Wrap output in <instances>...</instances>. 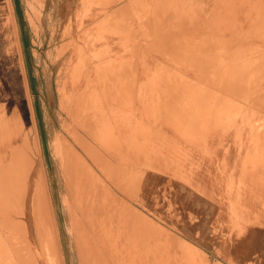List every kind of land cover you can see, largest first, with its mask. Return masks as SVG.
Wrapping results in <instances>:
<instances>
[{
  "label": "bare ground",
  "instance_id": "6f19581e",
  "mask_svg": "<svg viewBox=\"0 0 264 264\" xmlns=\"http://www.w3.org/2000/svg\"><path fill=\"white\" fill-rule=\"evenodd\" d=\"M258 4L254 0H218L200 41H195L193 36L185 38L183 31L187 25L175 22V19L173 22L160 21L156 14L153 19L150 16L142 19L140 36L138 32L134 37L137 51L136 47L133 49L134 46L131 49L133 56L141 60L138 66L133 60L126 59L127 55L120 61H104L105 54L100 52L96 59L92 53L87 62L84 60L87 45L81 46L71 57L72 62V59H77L79 63L75 65V78L70 86V82L65 84L70 87V92L66 91V96H59L60 105L72 122L71 127L67 124L64 126L95 162L106 173L109 172L120 190L128 192L132 187L131 178L127 177L126 162L130 161L132 150L136 151L141 162L171 163L175 164L174 168H179L188 157L194 155L193 150L198 145L210 139L216 129L223 132L228 127L247 128V123H253L247 119L251 120V116H248L254 110H251L252 106L259 111L255 112L262 114L264 13L256 8ZM30 7L33 8L32 2ZM29 17L33 19L31 12ZM190 24H193L192 21ZM170 27L176 31L170 30ZM113 32L117 33L115 30ZM145 41L153 44L151 48H142ZM148 59L153 64H147ZM136 67L139 69L135 71ZM66 68L65 75L68 76L70 65ZM139 100L143 109L137 106ZM220 100L224 101L221 109L218 107ZM235 101L244 102L239 113L234 110ZM27 105L30 119L35 121L30 96ZM234 111L238 120L229 126L223 118H218L219 114L228 116ZM146 117L152 120L143 123ZM257 128L254 126L253 131ZM33 132L27 128L21 116L15 112L10 115L5 106L0 105V157L4 162L0 180L4 179L2 176L22 172L21 206H25L31 190L38 239L41 242L39 225L43 224L50 231V246L41 243L39 249L33 246L28 239L27 224L21 219L23 211L19 218L24 231L23 236H18L24 238L25 247H20L19 242L14 240L17 237L15 233L9 230L5 234L1 232L0 264H40L39 258L46 261L54 259L59 264L65 261L45 169L37 168L35 148L39 150V138L36 135L33 141ZM52 148L73 194L72 197L66 195L64 201L72 216L81 264H210L204 252L194 244L177 240L169 234L165 239L166 235L164 237L161 231L154 233L155 224L142 219L111 185L102 181L83 157L84 154L80 155L67 138L56 135ZM102 149L108 150L115 160L121 158L122 165L116 166L113 158L109 160ZM8 210L9 206L1 208L0 217L10 215ZM11 216L6 218L9 220ZM151 238L157 242L154 244L155 240Z\"/></svg>",
  "mask_w": 264,
  "mask_h": 264
},
{
  "label": "rangeland",
  "instance_id": "374dc122",
  "mask_svg": "<svg viewBox=\"0 0 264 264\" xmlns=\"http://www.w3.org/2000/svg\"><path fill=\"white\" fill-rule=\"evenodd\" d=\"M55 9L53 0H0V105L5 106L10 115L15 112L23 118L27 128L34 131L33 141L36 135L39 138V150L35 148L37 168L45 169L47 176L64 264H81L82 258L72 226V216L64 201L66 195L72 197L73 194L70 193L71 187L65 181L60 161L52 148L56 135L67 138L80 155L84 154L83 157L97 171L102 181L111 185L118 196L136 210L142 219L146 218L151 225L155 224L154 233L161 231L164 237L166 235L165 239L169 234L178 238L177 240L194 244L204 252L210 264H264V111L262 114L257 113L255 111L258 110L252 106L251 110L254 109L252 112L255 113L252 115L250 111L248 117L251 116V120L247 118L252 124L247 123L249 126L243 129H239L240 126L228 127L226 131L229 129V132L222 133V137L218 138V150L214 157L206 163L196 153L188 157L179 168H174L175 164L164 162L147 164L141 162L136 151L132 150L130 161H126L127 177L131 178L132 187L128 192L122 191L109 172L106 173L83 145L66 130V126L71 127L72 122L67 111L60 105V97L66 96V91L70 92V87L65 84L70 82V86L71 80L75 78L73 72L79 60L71 61L73 37L71 33L66 35L68 30L64 28L62 20L56 21ZM30 12L34 20L28 18ZM142 21L140 19L134 23L140 26ZM90 37L87 36L85 42L96 41L99 36L95 33ZM99 52H92L95 59ZM92 53H85L84 60L89 62ZM133 63L138 66L140 58L133 60ZM65 65H70L71 68L68 76L65 75ZM136 69L139 68L136 67L135 71ZM28 96L31 97L35 121L30 119ZM220 101L219 109L224 102ZM243 104V101H235L234 110L239 113ZM235 111L233 118L232 115L222 114L218 118H223L229 126L238 120ZM254 126H258L255 131ZM102 152L112 161L113 155L108 150L102 149ZM0 158L2 175L4 162L3 157ZM116 160L113 158L112 161L116 166L122 165L121 158ZM2 177L0 211L9 206L7 212L12 215L9 219L12 221L6 218L10 215L0 217V233L5 234L6 230L15 233L18 238L15 237L14 240L24 248V238L19 237L20 234L23 236L24 231L19 218L24 211L21 219L29 229L28 239L37 249L40 243L49 247L50 231L46 226L39 225L41 242L37 236L31 190L25 206H21L22 172ZM4 192L10 194L6 195ZM203 203L205 204L202 206ZM151 240L154 241L155 238ZM156 242L157 240L154 244ZM48 261L39 258L40 264H59L54 259Z\"/></svg>",
  "mask_w": 264,
  "mask_h": 264
},
{
  "label": "crops",
  "instance_id": "0c3cea01",
  "mask_svg": "<svg viewBox=\"0 0 264 264\" xmlns=\"http://www.w3.org/2000/svg\"><path fill=\"white\" fill-rule=\"evenodd\" d=\"M141 1L144 5L146 4V6H144ZM162 1L163 2H161L160 4V0H146V2L145 0H53V3L56 7V21L62 20L64 22V28L68 30V32H66V35L68 33L72 34V56H75V53L77 49L80 48V46L83 47L87 45L86 49L89 53L98 50L100 51V53L105 54V57L103 59L104 61L112 60V62H115L120 61L126 55V59L136 60L131 51L136 47L135 44L137 43V41L132 35L135 36V33L137 34V31H141L142 28H140L139 24L134 22L140 19H148L149 16L153 19L155 14L157 17H159L160 21L173 22L175 19V22H182L186 24L187 27H185V30L183 29L185 38L193 36L195 38V41H200L201 37L204 35L203 29L206 28V24H208V20L209 18H211L210 15L215 9L218 0ZM254 1L256 3H259V6H257L256 8H260V11L264 13V0ZM88 2H90V6L88 5ZM95 2L98 4H96ZM88 7L90 8L89 10ZM144 8L146 12H144ZM169 13H171L172 15H170ZM109 16L114 18V20ZM191 21L193 24H190ZM112 22L116 26H114ZM113 26L116 28H114ZM147 26L150 25L147 24ZM127 27L131 28L129 29ZM150 28L155 27L150 26ZM169 29L172 31H176L175 29H171V27ZM169 29H167L168 32L170 31ZM180 29L181 28L179 27V30ZM114 30L117 33L113 32ZM95 33L100 38L98 37L96 41L89 40L85 42L87 36H93ZM82 38L83 40H85L82 41ZM69 39L70 38H68V40ZM152 45V43L147 44V42L145 41V44L142 45V48H151ZM102 47L104 49H101ZM72 60L73 62L77 61V59ZM148 63L153 64V61L148 59L147 64ZM137 106L139 109H143V105L140 103V100ZM150 120H152L150 119V117H146L144 118L143 123H148ZM143 126L144 125H141V127ZM218 132L219 131L216 129V131L213 132V134L210 136V139L205 144L198 145L193 150L195 151L194 154L198 153L203 163H206L214 157V154L218 150V138L222 137V133L226 134L227 132H229V130L223 131L219 135L216 134Z\"/></svg>",
  "mask_w": 264,
  "mask_h": 264
}]
</instances>
